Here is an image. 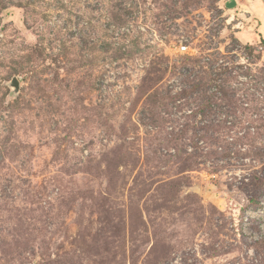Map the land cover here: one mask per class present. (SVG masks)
<instances>
[{
  "label": "rangeland",
  "instance_id": "rangeland-1",
  "mask_svg": "<svg viewBox=\"0 0 264 264\" xmlns=\"http://www.w3.org/2000/svg\"><path fill=\"white\" fill-rule=\"evenodd\" d=\"M248 7L0 0V264H264L234 223L264 195Z\"/></svg>",
  "mask_w": 264,
  "mask_h": 264
},
{
  "label": "built area",
  "instance_id": "built-area-1",
  "mask_svg": "<svg viewBox=\"0 0 264 264\" xmlns=\"http://www.w3.org/2000/svg\"><path fill=\"white\" fill-rule=\"evenodd\" d=\"M177 51L193 54L189 45L184 42L178 46ZM237 215L234 223L238 236L245 239V244L250 250H254L255 244L264 240V195L256 204L248 203L243 206Z\"/></svg>",
  "mask_w": 264,
  "mask_h": 264
},
{
  "label": "crops",
  "instance_id": "crops-1",
  "mask_svg": "<svg viewBox=\"0 0 264 264\" xmlns=\"http://www.w3.org/2000/svg\"><path fill=\"white\" fill-rule=\"evenodd\" d=\"M237 2L238 3L242 2V4H245L248 7V5L245 3L244 0H237ZM251 7H253L252 10H250V8L248 7V9L250 11H252L251 16L248 14L249 12H244V11L242 12V15L245 16L246 18L249 17V19L251 21L254 20L253 18H255V20L251 26H254L255 23H257V25H259V33L262 35L261 41L264 42V1L263 0H254Z\"/></svg>",
  "mask_w": 264,
  "mask_h": 264
},
{
  "label": "water",
  "instance_id": "water-1",
  "mask_svg": "<svg viewBox=\"0 0 264 264\" xmlns=\"http://www.w3.org/2000/svg\"><path fill=\"white\" fill-rule=\"evenodd\" d=\"M9 86L13 89L14 93H18L20 90V82L17 77H13L9 82Z\"/></svg>",
  "mask_w": 264,
  "mask_h": 264
},
{
  "label": "trees",
  "instance_id": "trees-1",
  "mask_svg": "<svg viewBox=\"0 0 264 264\" xmlns=\"http://www.w3.org/2000/svg\"><path fill=\"white\" fill-rule=\"evenodd\" d=\"M263 42V41H262ZM264 43V42H263ZM257 201L253 202L254 204H256Z\"/></svg>",
  "mask_w": 264,
  "mask_h": 264
}]
</instances>
